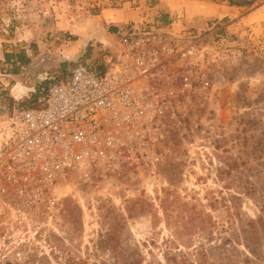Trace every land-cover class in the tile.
<instances>
[{
  "label": "rangeland",
  "instance_id": "374dc122",
  "mask_svg": "<svg viewBox=\"0 0 264 264\" xmlns=\"http://www.w3.org/2000/svg\"><path fill=\"white\" fill-rule=\"evenodd\" d=\"M211 1L227 15L203 22L181 0H0L1 140L43 76L82 62L105 70L121 39L111 31L119 24L100 21L108 9L130 19L123 28L168 29L198 44L196 56L165 66L177 99L137 142L159 161L125 153L97 180L61 185L52 216L0 214V264H264V0ZM103 24L115 44L98 36ZM84 37L93 44L82 60L70 57Z\"/></svg>",
  "mask_w": 264,
  "mask_h": 264
},
{
  "label": "built area",
  "instance_id": "2783aa9c",
  "mask_svg": "<svg viewBox=\"0 0 264 264\" xmlns=\"http://www.w3.org/2000/svg\"><path fill=\"white\" fill-rule=\"evenodd\" d=\"M197 52V42L168 29L130 24L119 49L106 56L104 71L76 63L48 87L43 106L16 109L0 143V214L19 221L52 216L61 185H70L73 176L97 180L125 153L143 152L146 165L159 161L137 142L144 143L177 99L165 66ZM182 82L191 89L188 78Z\"/></svg>",
  "mask_w": 264,
  "mask_h": 264
},
{
  "label": "crops",
  "instance_id": "0c3cea01",
  "mask_svg": "<svg viewBox=\"0 0 264 264\" xmlns=\"http://www.w3.org/2000/svg\"><path fill=\"white\" fill-rule=\"evenodd\" d=\"M181 2L183 3V6L186 7L187 9L196 7V9H198L199 14H200L199 15L200 18H198V19H201V21H203V22H205L208 19H211L214 15L215 16L225 15L226 16L227 13H228L227 10H230V9H226L225 13H223L222 10L219 7L221 5H217L216 2H213L211 0H181ZM114 11L115 10H113V9H110V10L108 9V10L105 11V13L100 14V16H99L100 21L102 20V22H103V20L105 18L104 16H107L106 19L110 23L115 22L113 24H119L120 25V23L121 24L122 23L125 24V23L129 22L130 19H124V17L122 19L119 18V17H114V15H115ZM109 16L112 17V18H110ZM97 31H98V34H99L98 36H100V35L102 36L103 42L105 44H109V45L112 44L113 45V43L114 44L116 43V41L113 39V37L110 34V32L108 31V29L105 28L104 24L102 25V29L101 28L97 29ZM89 39H90V37H84V41H83V39H81V41L79 40L77 42H74L72 45L75 46L76 48L80 47V50L77 53L70 54L71 55L70 57L75 58L77 60H82V57L84 56V52L86 51L87 45L93 44V43H91V41ZM16 93L20 94L21 92H19V90H18ZM24 93L27 94L28 91L26 90ZM1 141L2 140L0 138V143H1Z\"/></svg>",
  "mask_w": 264,
  "mask_h": 264
},
{
  "label": "trees",
  "instance_id": "16d2710c",
  "mask_svg": "<svg viewBox=\"0 0 264 264\" xmlns=\"http://www.w3.org/2000/svg\"><path fill=\"white\" fill-rule=\"evenodd\" d=\"M123 30V27H121L120 25H112L111 26V31L115 34H121ZM92 45V44H91ZM92 50L89 49V51H87L85 53V57L87 58L91 55ZM12 55L10 54H6V58L8 61L11 60ZM18 61L21 62V65L26 64L27 62H29V58H27V56L24 53H21L19 56ZM83 58V59H84ZM93 60H95L97 63L100 62V57H96ZM81 61V60H80ZM98 69L99 71H104V67L101 63H99L98 65ZM19 67H15V69L13 70L14 73H18L19 72ZM71 69H68V67H66V65H64L63 69H62V73H60L57 76H51L49 74L44 76L43 81L40 83V85L33 91L32 94L28 95L26 97V99L24 100V102L21 104V108L23 107H29V106H37V107H41L44 105V101L43 98L46 95V91L48 89V87L50 85H52L55 82L61 81L62 79H64L69 73H70Z\"/></svg>",
  "mask_w": 264,
  "mask_h": 264
}]
</instances>
